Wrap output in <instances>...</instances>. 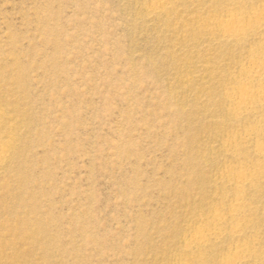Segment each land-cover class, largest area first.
Listing matches in <instances>:
<instances>
[{
    "label": "rangeland",
    "instance_id": "rangeland-1",
    "mask_svg": "<svg viewBox=\"0 0 264 264\" xmlns=\"http://www.w3.org/2000/svg\"><path fill=\"white\" fill-rule=\"evenodd\" d=\"M155 1L0 0V264H264V2Z\"/></svg>",
    "mask_w": 264,
    "mask_h": 264
},
{
    "label": "bare ground",
    "instance_id": "bare-ground-1",
    "mask_svg": "<svg viewBox=\"0 0 264 264\" xmlns=\"http://www.w3.org/2000/svg\"><path fill=\"white\" fill-rule=\"evenodd\" d=\"M169 1H172V0H156L155 1V4H156L155 9L159 10L165 3L169 2ZM248 1H263L264 2V0H248ZM155 9H153V10H155ZM213 27H214V29L218 30L221 33L222 38L225 40V42H240L244 38H246L247 36L252 35L256 30H260V29L264 28V5H263L262 9H255L251 13V15H249V16L248 15L245 16L243 13H239V14L234 13L232 11L231 13L227 14L226 17L223 20H221L220 22H217V23L215 22L213 24ZM255 33H257V32H255ZM260 47L263 49L262 54H260L258 56H256L257 54L256 55L252 54L250 57H253V58L247 59L248 60L247 61L248 62L247 63L248 68L247 69L249 70V73H250V78L248 77L249 80H247L248 79L247 78L245 82L241 83V87H240L241 90L239 91L238 94L236 93L237 95L236 96L234 95L235 97H233L232 100L230 99L231 102H229L230 103L229 106L231 107L230 109H232V111L238 113L239 115L242 113L245 114L249 111L251 112L252 109L253 110L259 109V110H262V112H264V86L258 87L256 90H254L253 86H252L253 81L259 82V83L264 81V43L261 42ZM253 129H254V132H257V131H255V128H253ZM251 132L252 131H250V133ZM261 140H262V143H261V145H259L260 147H258V148L256 147L257 149L255 152H256V155L258 157L264 158V134L261 135ZM238 173H239V176H238L237 180L235 179L233 187L236 191L240 192L242 190V188L244 187L246 181L249 180L251 173L246 172L244 169H242ZM236 200H237V203H239L241 201V197H237ZM237 210H238L237 207H235V208L232 207V209H230L228 211H229L230 215L234 216L233 214L237 213L238 212ZM215 219H217L216 221H218V218L215 217ZM213 224L214 223H212V226H213ZM240 228H242V227L240 226ZM240 228L238 227V229L236 228V230H234V231L232 230L233 232L231 231V233H232L231 236L233 237V236H237L239 233L241 234ZM195 235L191 239V243H195L194 245H197L198 243L201 244L205 241L204 236H201L202 234L197 233V235L196 236ZM238 255H240V254H238ZM242 256H240V257L236 256V257H238V258H236V260L231 259L229 264H237V263L242 262V260L245 258L244 256H243L244 258ZM232 260H233V262H232ZM227 262H229V261H227ZM226 264H228V263H226Z\"/></svg>",
    "mask_w": 264,
    "mask_h": 264
}]
</instances>
